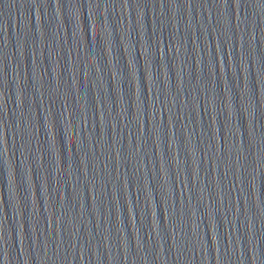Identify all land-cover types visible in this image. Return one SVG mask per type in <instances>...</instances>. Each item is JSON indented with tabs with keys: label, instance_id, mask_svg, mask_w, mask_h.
<instances>
[{
	"label": "water",
	"instance_id": "obj_1",
	"mask_svg": "<svg viewBox=\"0 0 264 264\" xmlns=\"http://www.w3.org/2000/svg\"><path fill=\"white\" fill-rule=\"evenodd\" d=\"M0 264H264V0H0Z\"/></svg>",
	"mask_w": 264,
	"mask_h": 264
}]
</instances>
